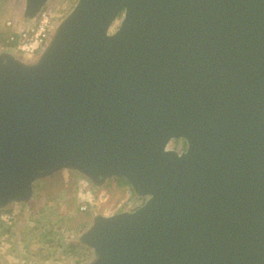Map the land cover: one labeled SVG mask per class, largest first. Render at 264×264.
Returning <instances> with one entry per match:
<instances>
[{
  "label": "water",
  "instance_id": "water-1",
  "mask_svg": "<svg viewBox=\"0 0 264 264\" xmlns=\"http://www.w3.org/2000/svg\"><path fill=\"white\" fill-rule=\"evenodd\" d=\"M64 167L147 195L92 264H264V0H77L35 64L1 52L0 207Z\"/></svg>",
  "mask_w": 264,
  "mask_h": 264
},
{
  "label": "rangeland",
  "instance_id": "rangeland-1",
  "mask_svg": "<svg viewBox=\"0 0 264 264\" xmlns=\"http://www.w3.org/2000/svg\"><path fill=\"white\" fill-rule=\"evenodd\" d=\"M76 2L77 0H47L44 8L51 10L52 24L44 45L32 55L11 49L16 58L35 64ZM24 7V0H0V34L3 30L2 24L6 27L7 20L19 22L26 19L23 14ZM117 22L118 20L111 27V31ZM3 45L6 43L2 42L0 53ZM185 147L184 138L171 139L166 145V148L176 151ZM30 192L26 202H11L0 207V221L9 227V232L0 236V264H64L58 258L62 252L68 250L69 242H76L75 258L78 259L70 264H92L97 259L96 254L92 247L82 242V238L94 220L100 216L131 211L142 205L147 198V195L136 194L122 177L93 180L75 167H64L35 178ZM31 203L41 207V210L33 213ZM82 205L85 206L84 209H80ZM59 219L63 221H58ZM79 220L84 225L75 229L74 225ZM49 224L60 227L56 230L59 234L58 245L55 241L57 237H54L52 244L41 238L40 232L47 230L45 228ZM48 252L49 257L43 259L42 256Z\"/></svg>",
  "mask_w": 264,
  "mask_h": 264
},
{
  "label": "built area",
  "instance_id": "built-area-1",
  "mask_svg": "<svg viewBox=\"0 0 264 264\" xmlns=\"http://www.w3.org/2000/svg\"><path fill=\"white\" fill-rule=\"evenodd\" d=\"M44 5L31 19L5 22L8 29L5 41L13 44L16 51L32 55L44 45L52 24V12L50 9H45ZM84 208V205L80 206V209Z\"/></svg>",
  "mask_w": 264,
  "mask_h": 264
},
{
  "label": "trees",
  "instance_id": "trees-1",
  "mask_svg": "<svg viewBox=\"0 0 264 264\" xmlns=\"http://www.w3.org/2000/svg\"><path fill=\"white\" fill-rule=\"evenodd\" d=\"M30 208H31L33 213L41 210V207H37L35 205V203H31ZM67 220H68V218H67ZM58 221H63V220L59 219ZM80 221L81 220H79V223H75V225H74L75 229H80L81 227H83L84 224ZM57 228H60V227H55L53 224H49L48 228H45L47 230L40 232L42 240L48 244H52L54 242V239H55L54 237H57V239L55 241L58 245L59 244V239H58L59 234H57V232H56V230H58ZM31 231H33V229ZM7 232H9V227L6 226L4 224V222L0 221V236H2L3 234H6ZM76 247H77L76 242H69L67 244L68 250L65 252H62L61 256H59L58 260H63L64 264H70L71 262H73V260L77 259V258H75ZM37 251L39 252L40 250H37ZM48 257H49V252H48V254H44V256H42L43 259H47ZM76 261H78V259Z\"/></svg>",
  "mask_w": 264,
  "mask_h": 264
},
{
  "label": "crops",
  "instance_id": "crops-1",
  "mask_svg": "<svg viewBox=\"0 0 264 264\" xmlns=\"http://www.w3.org/2000/svg\"><path fill=\"white\" fill-rule=\"evenodd\" d=\"M3 24H2L3 30H2V33L0 34L1 35V37H0V47H1L2 42H3V44L6 43V45H3L4 47H3V50L1 52H9L16 58V56L11 52V49H13L15 51V49L13 48V44L7 43L6 41L4 43L5 35L8 32L7 31L8 29L5 26H3Z\"/></svg>",
  "mask_w": 264,
  "mask_h": 264
},
{
  "label": "flooded vegetation",
  "instance_id": "flooded-vegetation-1",
  "mask_svg": "<svg viewBox=\"0 0 264 264\" xmlns=\"http://www.w3.org/2000/svg\"><path fill=\"white\" fill-rule=\"evenodd\" d=\"M183 150V148H181V151Z\"/></svg>",
  "mask_w": 264,
  "mask_h": 264
}]
</instances>
